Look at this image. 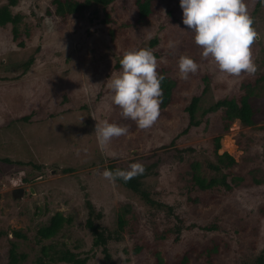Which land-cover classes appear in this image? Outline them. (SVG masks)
Listing matches in <instances>:
<instances>
[{
    "label": "rangeland",
    "instance_id": "obj_1",
    "mask_svg": "<svg viewBox=\"0 0 264 264\" xmlns=\"http://www.w3.org/2000/svg\"><path fill=\"white\" fill-rule=\"evenodd\" d=\"M52 1L17 0L11 9L22 17L17 40L10 25L0 27V264L9 263L11 242L26 255L20 264H34L41 245L51 243L65 244L85 264H156L157 255L163 264L264 258V80L256 82L264 74V0H245L257 32L251 46L257 70L239 76L220 72L211 58L201 56L194 34L182 23L179 0H149L151 13L143 20L137 0H113L63 18L54 14ZM7 3L0 0V7ZM107 16L110 21L104 22ZM153 39L156 46L148 48ZM142 48L151 49L157 69L176 81L173 103L147 129L121 116L107 87L120 72L116 66L123 54ZM182 55L199 64L188 79L178 73ZM255 82L253 127L235 120L226 131L221 111L203 113L223 97L243 95V86ZM194 96L201 98L200 123L190 126L185 108ZM105 120L127 126V134L100 145L94 130ZM217 137V153L236 162L223 170L231 190L202 191L191 180L193 165L199 163V174L207 179L222 176L208 168ZM133 162L145 166L143 188L163 207L148 205L102 176L110 166L124 170ZM18 188L25 195L13 199ZM87 203L101 213L94 223L114 237L106 247L111 263L102 247L92 245ZM57 212L70 224L53 240L38 243L36 232ZM119 214L126 225L118 234ZM13 230L26 239H15Z\"/></svg>",
    "mask_w": 264,
    "mask_h": 264
},
{
    "label": "clouds",
    "instance_id": "obj_2",
    "mask_svg": "<svg viewBox=\"0 0 264 264\" xmlns=\"http://www.w3.org/2000/svg\"><path fill=\"white\" fill-rule=\"evenodd\" d=\"M179 6L182 23L194 34V43L202 49L203 58H211L220 72L229 75L256 72L251 46L257 32L245 0H179ZM120 66L119 74L108 79L112 103L120 108L123 118L135 121L140 129L150 128L160 115L163 94L164 77L157 72V58L151 49H133L123 54ZM177 67L180 78L188 79L198 71L199 64L182 55ZM94 131L99 144L105 145L126 135L128 128L105 120L95 125ZM144 171L142 163L133 162L125 170L104 169L102 176L114 184L117 179L127 182Z\"/></svg>",
    "mask_w": 264,
    "mask_h": 264
},
{
    "label": "trees",
    "instance_id": "obj_3",
    "mask_svg": "<svg viewBox=\"0 0 264 264\" xmlns=\"http://www.w3.org/2000/svg\"><path fill=\"white\" fill-rule=\"evenodd\" d=\"M113 0H83V1H75V0H53L52 3L55 6L54 14L58 17H66L67 15H73L77 13H81L85 10H88L90 7L100 5L106 7L110 5ZM17 0H8L7 5H3L0 7V27H5L6 25L11 26V35L12 39L17 40L20 33V23L22 21L21 15L13 14L11 9L16 5ZM95 4V5H93ZM136 7L138 11V20H143L147 18L151 13L150 1L145 0H137ZM94 16L98 15V10L94 9L92 11ZM49 15L52 13L50 11L47 12ZM110 18L107 16L104 22H109ZM27 28V27H25ZM31 30V29H30ZM27 29H24V32L27 33ZM29 32V31H28ZM158 40L153 39L150 41L148 48H153L156 46ZM21 46L22 43L20 42ZM33 59L31 58L26 64H23L25 69L31 64ZM120 63L116 66L117 69H120ZM157 72L164 77L161 81V88L163 90L162 94V102L160 104V110H164L174 101L173 89L176 86V81L164 70L157 69ZM260 80H264V74L256 80L259 82ZM254 85H245L243 86L244 94L240 96H226L222 99H219L214 105L210 106L207 109L203 110L204 114L207 113H216L217 111H221L223 113V119L226 121L224 129L227 131L229 125L238 120L242 125L247 127H253L256 124V114L257 110H255L254 105L251 101V98L255 95V88L257 84ZM201 98L198 96H194L190 104L185 108L190 121V126L199 125L200 120L196 119V113L199 109V103ZM264 129V127H262ZM186 132V131H185ZM220 137L215 139V150H214V161L208 162V168L212 173L222 175L220 178L211 177L209 179L202 177L199 174V163H195L193 165V171L191 173V180L193 184L202 191L211 190L214 187L222 186L226 190H231V185L226 183V175L223 173V170L230 169L233 165L236 164L235 160L228 153L218 154L217 151L220 148L219 145ZM3 162L8 163L12 162L10 159H5ZM107 169L116 170L117 168L110 166ZM123 170V169H122ZM125 170V169H124ZM148 171H144L143 174L137 175L134 178L128 180L127 182L122 179H117V182L122 185L124 188L130 190L131 192L140 195V198L143 199L148 205L155 206L156 208L163 207V204H160L149 197V193L143 188L145 187L144 179L147 177ZM238 181L240 178L237 179ZM88 206V218L86 220V227L90 231L92 236V245L94 247H102V251L104 253V258L106 261L111 263V258L107 252V243L112 240L114 237L111 233L107 232L105 227H103L99 222L94 223L93 218L95 220L101 219V213H96L92 206L87 203ZM171 210L170 207H168ZM171 212V211H170ZM175 218L179 221L178 217ZM70 219L64 217L61 213H55L49 220L46 226H43L38 229L36 232L38 243L43 241H50L54 238L58 237L61 231L70 224ZM126 225L125 217L122 214H119L117 217V229L114 231L115 233H120L124 230V226ZM12 235L15 239H26L25 235L19 231L13 230ZM118 238V235H117ZM139 250V247L135 248V251ZM157 263L163 264L160 260L159 255H157ZM26 260L25 254H19L17 252V246L14 242H11V247L8 251V264H20ZM65 263V264H85V259H82L78 256L77 253H74L64 244L63 247L57 246V244L51 243L50 245H41L39 255L35 259L34 264H55V263ZM187 262L186 260L183 261ZM113 264V263H111ZM242 264H264V258L262 255L255 258L253 261L246 260Z\"/></svg>",
    "mask_w": 264,
    "mask_h": 264
},
{
    "label": "water",
    "instance_id": "obj_4",
    "mask_svg": "<svg viewBox=\"0 0 264 264\" xmlns=\"http://www.w3.org/2000/svg\"><path fill=\"white\" fill-rule=\"evenodd\" d=\"M32 192V190H31ZM24 196V190L23 189H15L12 191V198L13 199H22V197Z\"/></svg>",
    "mask_w": 264,
    "mask_h": 264
},
{
    "label": "bare ground",
    "instance_id": "obj_5",
    "mask_svg": "<svg viewBox=\"0 0 264 264\" xmlns=\"http://www.w3.org/2000/svg\"><path fill=\"white\" fill-rule=\"evenodd\" d=\"M232 149H234V148H232Z\"/></svg>",
    "mask_w": 264,
    "mask_h": 264
}]
</instances>
